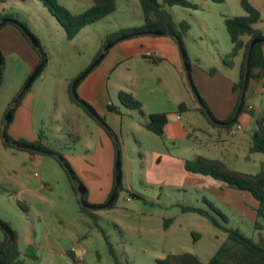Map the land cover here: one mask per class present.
Returning a JSON list of instances; mask_svg holds the SVG:
<instances>
[{"label": "rangeland", "instance_id": "1", "mask_svg": "<svg viewBox=\"0 0 264 264\" xmlns=\"http://www.w3.org/2000/svg\"><path fill=\"white\" fill-rule=\"evenodd\" d=\"M187 1L196 4V7L167 5L165 9L174 19L186 20L190 24L182 43L190 62L203 71L200 70L204 74L200 83L192 73L191 78L208 107L199 87L210 88V80H217L221 85L225 80H228L224 83L227 84L237 79L236 70L222 61L231 49L224 18L244 15V11L239 0L222 3ZM57 2L72 13L84 12L93 3L92 0ZM2 5L6 7V13L13 15V19L29 27L47 54L46 65L14 111V120L8 129L9 137L19 139L12 135L15 127L21 129L18 133L23 132L25 136L22 139L26 141L32 140L36 131L37 135L41 132V142L48 149L62 153L76 176L101 194L111 166L109 140L88 115V124L84 120L78 123L76 137L67 133L63 116L67 114L69 102L65 91L72 75L91 61L100 39L142 23L139 1L115 0V9L111 14L83 27L70 40L66 38L62 25L39 0H0V11ZM254 26L264 29V19ZM6 28H11L14 33ZM15 34L23 38L12 23L0 27V51L8 55L0 85V123L19 79L23 77L22 56L10 53L17 47ZM147 67L154 69L145 59L133 60L119 65L109 77L106 93L119 108V120L113 128L105 123L112 128L119 142L123 189L113 206L92 209L95 219L79 212L77 195L71 188L69 175L55 158L25 149L6 148L0 137V221L8 223L16 232L22 264H115L101 230L108 236L120 264H158L157 259L164 258L168 253L183 252L195 254L206 262L219 249L230 256L233 247L225 243L224 232L213 227L205 217L181 209L188 204L206 208L204 196L226 215L228 222L225 225L238 228L248 237L257 238L258 233L264 236V219H259L261 229L254 226V200L249 193L242 194L240 202L243 209L240 210L235 204H223L215 198L209 189L214 182L208 177H203L206 183L194 188L188 186L190 182L182 176L184 169L180 161L193 159L197 154L210 156L211 147L206 146L213 141L189 123L196 119L199 121V111L178 110V103L181 102L188 107H193L195 102L199 104L186 73L174 76L179 85L178 95L166 94L164 83L155 86L146 84L144 75H151ZM211 67L216 69L213 74L208 72ZM156 71L161 76L170 75L164 68ZM172 83L175 86V82ZM119 90L132 91L141 101L143 113L121 105L117 96ZM254 103L258 106L260 101L255 99ZM153 109L169 113L173 109L175 113L179 111V122L184 130L189 131L190 138L180 130L179 137L174 139L166 133L160 137L143 127L147 111ZM78 110L80 114H86L82 109ZM23 111L28 118L21 127L18 117ZM175 113L167 114V117L172 119ZM247 156L238 164L239 171L257 172L264 155L247 151ZM3 239L0 227V241ZM226 244L228 248L225 250Z\"/></svg>", "mask_w": 264, "mask_h": 264}, {"label": "trees", "instance_id": "2", "mask_svg": "<svg viewBox=\"0 0 264 264\" xmlns=\"http://www.w3.org/2000/svg\"><path fill=\"white\" fill-rule=\"evenodd\" d=\"M39 1L47 8L50 14L53 17H55L58 20V22L62 25V27L65 29L66 38L68 40L73 39L83 27L102 20L103 18L111 14L115 9V0H92L93 1L92 5L81 13L70 12L66 7L60 5L57 2V0H39ZM138 1L141 6V10L143 14L142 23L139 26L126 27L118 30V32L107 34L104 37L103 42L100 45L99 49L92 57L90 63L102 52L103 46L106 43L114 40L115 38L121 35L132 34V36H140L147 34L146 31L156 30L162 32L164 35L170 36L176 43L177 41L175 39V36L179 37L182 41L183 37L187 34V32L190 29V24L186 20H180V21L175 20L170 14V12L167 9H165V6L180 5L184 7L195 8L196 4L194 3L192 4L187 0H138ZM210 1L215 3H222L225 0H210ZM239 4L244 11V15L224 18L225 29L227 34L229 35V39L232 46L230 51L223 56V62L229 67H232L234 57L239 52H242L238 80L234 82L232 85V91L237 92V101L232 112L230 113V115L227 117L226 120H230L233 117L239 102L244 73H245L246 57H247L250 41L256 38L264 39V35L262 31L254 26L260 20L259 10L255 6H253L249 0H239ZM2 17L14 18L12 14H7V13L0 14V19ZM17 22L25 26L28 30H30L25 23L19 21ZM7 23H11V22H7ZM12 24L15 27H17V29H19L22 36L30 44L29 40L26 38V36L22 32L18 24H14V23ZM263 46H264L263 42H258L254 45L251 51L249 80L262 81L264 86ZM33 49L35 48L33 47ZM150 59L154 63H157L160 60L159 58H153V57H150ZM43 68L41 69V71L43 70ZM3 69H4V59L2 65V72ZM41 71L37 74V76L41 73ZM2 72H1L0 85L2 83ZM81 72H79L78 74H80ZM189 72L191 75V69H189ZM208 72L213 74L214 72H216V69L214 67H211L208 69ZM78 74L75 77H73L68 84L67 93L69 100L77 108L82 109V111H84L86 115L94 119L109 135V132L106 130V128L102 126L96 118L91 116V114L85 109V107L82 105L80 101L76 100L72 96L70 86L72 81L78 76ZM26 80L27 78L25 79V81ZM25 81L23 82V84L25 83ZM30 87L31 85L26 89V91L20 97L14 108V111L16 107L20 104L26 92L30 90ZM16 94L13 96V98L16 96ZM117 96L119 102L124 107L128 109H136L139 111V113L141 114L143 113L141 101L138 100L131 92L119 90ZM13 98L7 105L5 112L10 107ZM249 105L251 104L247 102V99L245 97L240 114L238 115L234 123L226 126L213 123L201 106L198 107V111L204 116L205 120L209 125L216 128H230L234 124H237L239 122V117L242 113L250 114L251 116L254 117V130L249 140L248 152L264 154V108L260 112V114H256L253 108H249ZM185 107L186 106L183 102L179 103L178 105L179 111L185 109ZM107 108L109 111H113L116 113L119 112L117 106H114L112 104H108ZM99 117L101 121L105 122L104 117L100 115ZM65 122H66L67 133H69V135L72 137H76L79 131L77 118L72 114L67 113L65 115ZM3 123H4V118H2L1 126L3 125ZM166 124H167V113L153 112L147 114V120L142 125L146 129L153 132L154 134L163 137L164 128ZM108 128L110 127L108 126ZM40 133L38 134V138L35 141L29 142L22 138H19L16 141L23 144H30L37 147L48 148L41 142ZM8 138L11 139L9 135ZM1 142L3 146L6 148L13 147L16 149H22L14 145L3 142L2 138H1ZM27 151L31 153H38L33 150H27ZM59 154L63 156L62 153ZM52 157L55 158L54 156ZM55 159L60 164L57 158ZM184 169L189 173L197 174L203 177H208L215 181L222 182L230 188H234L240 191H247L252 196L255 202L254 212H255L256 220L254 222V226L256 229H261V224L259 222V219H264V162L260 163V169L257 172L248 173V172L232 169L220 159L211 158L203 155H196L193 159H186L184 161ZM70 184L72 190L77 195V200L79 203V212L81 214L90 216L92 219H95V215L93 214L92 209L85 208L80 204L75 182L70 180ZM113 186H114V174H113L112 188ZM122 189H123V184L121 181V184L116 193V197L109 207L114 205L116 199L118 198V194ZM84 198L87 201V191L84 194ZM203 201L206 204V208L188 204V205H183L181 209L183 212H193L205 217L213 227L224 232L226 234L225 243H229L233 247L232 254L228 256L226 253L223 254L221 252L222 250L219 249L218 251H216V253L210 256V258L206 262H203L195 254L189 252L168 253L164 258L157 259V263L158 264H264V236L261 233H258L257 238L248 237L244 233H242L238 228H233L225 225L228 222V218L226 217V215L223 214L219 208L215 207L214 204L210 200H208L207 197L204 196ZM3 223H5L10 228L8 223L6 222ZM11 231L13 234V240L7 245H5V243L8 240V236L3 231L4 239L0 241V248L3 246L0 257V264H22V261L19 259L21 252L19 249L17 235L13 229H11ZM101 232L104 237L105 243L109 249V253L111 254L115 264H120L119 258L116 255L115 250L113 249L112 244L108 239V236L105 234L103 230H101ZM226 245L227 246H225V250L228 248V244ZM68 255L71 258H73V260H76V258L73 256L71 252H68ZM230 259L232 260L231 263H230Z\"/></svg>", "mask_w": 264, "mask_h": 264}, {"label": "crops", "instance_id": "3", "mask_svg": "<svg viewBox=\"0 0 264 264\" xmlns=\"http://www.w3.org/2000/svg\"><path fill=\"white\" fill-rule=\"evenodd\" d=\"M249 1L253 6H255L259 10L260 20L264 19L261 18V16H264V0H249ZM1 10L2 11H0V14L6 13L5 11L6 7L4 5H2ZM236 12L237 14H240L238 11ZM4 27H7V25ZM6 30L14 33V30H12L11 28H6ZM260 30L264 35V29H260ZM13 36H14V42L17 47L16 49L15 48L11 49L10 53L17 54L18 56L19 55L22 56V63H23V77L19 79L20 80L19 85L15 91L16 94L21 88L27 76L39 63L40 57L39 54L35 51V49H33V47L25 40L24 37L21 38L18 34H15ZM103 39L104 38L100 39L101 40L99 41L100 45L102 44ZM100 45L97 46L96 49L94 48L95 53L99 49ZM1 53L2 56H4L3 59L5 63V58L8 55L3 50L1 51ZM147 53H152V56L150 57L159 58L160 60L157 63H154L150 59V57H148ZM263 53H264V46H263ZM241 58H242V52H239L234 57L233 65L232 67H230L231 69L236 70L237 72L236 81L238 80ZM140 59H145L148 65H152L154 67V69L151 67H147L151 75H147V74L144 75L146 84L155 86L158 85L160 82L164 83V86L166 87V94L174 93L175 95H178L179 85H178V81L174 79V76L175 74H177L178 76L179 74H181L183 76L185 72L178 44L170 36L164 34L162 35L145 34L140 36H130L124 38L116 42L113 46H111L109 50L106 52L105 56L101 59V61L77 85L78 97L89 103L95 109L97 114L104 117L107 124L109 126H112V128L115 122L119 120V117H118V113L109 111L107 108L108 104L117 106L110 100L109 95H107L106 93L109 77L117 69L119 65H126L128 62L133 60L138 62ZM189 64L192 75L197 79V82L200 83V80L202 81L204 76V74L202 73L203 71L198 67H196L195 65H193L190 62V60H189ZM87 65H84L83 67H81V69H78L79 71L77 70L76 73L72 75V77L69 79V81H67V85L69 84L70 80L73 77H75L79 72H81ZM127 67L131 68V66L129 65ZM159 68H164L170 73V75L161 76L162 74L156 71V69ZM168 81H170L171 83H169ZM172 81L175 82V86L173 85ZM227 81L228 80H225L224 83ZM236 81L233 82L229 81V83L227 84L222 83L220 85L219 81L210 80L208 82V83H212L210 88H207L205 86H201L200 88L198 85L206 103L208 104V108H210L215 118L219 120H226L227 117L232 112L237 101V92L232 91V85ZM67 87L65 92L68 97ZM132 94L135 96L133 92ZM245 97L247 99V102L251 104V107L253 108L255 113L260 114V112L264 108V86L262 81L249 80ZM255 99H258L260 101L258 106L254 103ZM67 100L69 102V106L66 112L75 116L78 120V123L81 120H84V122L88 124L87 123L89 119L88 116L86 114H80V111L78 110L79 108H77L73 103H71L69 97ZM198 107L199 104L197 105L195 102L193 107L186 106L185 109L180 111H191V110L198 111ZM153 112H165L167 114H172L173 112L175 113L174 109L173 111H170V113L167 110L153 109L151 111H147V114ZM199 115L201 116L199 121L196 119L195 122L189 121V123L197 126L195 127V129L200 131L201 134L202 133L206 134L207 137L213 141V143H211L210 146H206V147H211L210 150L211 155L208 157L220 159L230 168L235 170H240L239 167H237L238 164H240V161H243L248 157L247 151H248L249 140L254 130V117L248 113H242L239 117V122L237 123L242 126V130L231 134L228 128L212 127L207 123L204 116L200 112ZM26 117L28 118L26 111H23L22 114L18 117V120L21 122V127L22 126L24 127ZM179 119H180L179 111L178 113H175L174 118L169 119L167 117V124L165 125L164 133L167 134L166 136L174 139L176 137H179V130H180L183 135H185L187 138H190L189 131L184 130V127L180 124ZM12 120H14V112H13ZM63 120H65L64 116H63ZM10 123L8 125V129L12 125ZM98 125L99 124L97 123V126ZM1 128L2 126L0 123V129ZM112 128L110 127L111 130ZM8 129H7V133H8ZM98 129L102 133H105L109 140L108 156L110 158L111 166L109 165V171L104 180L103 190L101 194H97L93 186H91V184L85 183L84 180L80 177L82 179V180L80 179V181L85 185L87 189V201L92 204H101L107 200V197L112 188L113 168L115 162V148L112 138L100 125L98 126ZM20 130L21 129H19L18 127L17 128L15 127V129L12 130L13 132L12 135L14 137L24 138L23 136L25 135H23L24 133L22 131H21L22 133H18ZM245 133L248 134L245 135ZM32 138H33L32 140H28V141L32 142L38 138L37 131H36V135L33 136ZM184 161H185L184 159L180 161V165L182 166L183 169H184ZM261 162H264V159ZM182 176L187 178V181L190 182V184L188 183L189 184L188 186L192 188H194L195 186L201 183H206L203 176L189 173L185 169L183 170ZM213 182L214 183L210 184L209 189L211 190L215 198H217V200H219L223 204H229V203H231L232 205L235 204L237 205L238 208H240V210L243 209L240 201L242 199V194L244 195V193H248L247 191H240L234 188H230L226 186L224 183L219 181L213 180ZM254 207H255V202H254Z\"/></svg>", "mask_w": 264, "mask_h": 264}, {"label": "water", "instance_id": "4", "mask_svg": "<svg viewBox=\"0 0 264 264\" xmlns=\"http://www.w3.org/2000/svg\"><path fill=\"white\" fill-rule=\"evenodd\" d=\"M7 22L18 24V26L21 28V30L24 33V35L26 36V38L29 40L30 44L36 49L37 53L39 54L40 61L37 64V66L34 68V70L30 73V75L27 77V80L22 85V87L20 88V90L16 94V96L13 98L10 107L5 112L4 123L2 125L1 132H0L2 141L7 143V144L14 145L18 148L33 150V151L43 153V154H48V155H51V156H54L55 158H57V160L60 162L62 167L68 173L70 180L75 182L76 190L78 192L79 202L83 207L89 208V209H98V208H104V207L110 206L111 203L113 202V200L115 199L116 193H117L118 188L121 184V161H120L119 142H118V139L115 136L114 132L110 128H108V126H106L107 124L105 122L101 121V119H100L99 115L97 114V112L95 111V109L89 103H87L86 101H84L78 97L77 85L101 61V59L105 56L106 52L109 50V48L111 46H113L116 42H118L124 38L132 36V34L119 36V37L115 38L114 40L106 43L103 46L102 52L80 74H78V76L72 81L71 86H70L72 96L76 100L80 101L82 103V105L85 107V109L91 114V116L96 118L100 122V124L102 126H104L106 128V130L109 132V135L111 136V138L113 140L114 148H115V162H114V168H113L114 186L112 188V191H111L108 199L104 203L92 204V203L86 201L84 198V194L87 191L85 185L76 176V174L73 171L70 164L67 162V160L62 155L59 154V152L48 149V148L37 147V146L30 145V144H23V143H20L16 140H11L8 138L7 129H8V124L11 122V120L13 118L14 108H15L18 100L20 99V97L23 95V93L26 91V89L32 84V82L34 81L37 74L44 67L45 63L47 62V54L43 50L41 44L39 43V41L35 37V35L30 30H28L25 26H23L22 24H19L12 17H2L0 19V27ZM146 33L147 34H154V35H162L163 34L162 32L156 31V30L146 31ZM175 39H176L177 44L179 46V50H180L181 58L183 61L185 73L187 75L189 84L192 88V91H193L199 105L204 109L205 113L207 114V116L210 118V120L213 123L218 124V125H222V126H226V125L234 123V121L236 120V118L238 117V115L240 114V112L242 110L245 95H246V90H247V86H248V82H249V66H250L251 51H252V49L256 43H258V42L264 43V39L263 38H256V39H252L250 41L248 52H247V57H246L245 73H244L243 84H242L239 102H238L236 111L230 120H219V119L215 118V116L211 113V111L208 109V107L204 104V102L201 99L200 95L198 94L195 86L193 85L192 78H191V75L189 72L190 65L188 62V57H187V54L185 52L183 43L179 37L175 36ZM2 65H3V56H2V53L0 51V79H1ZM0 227L8 236V240L5 243V245H7L13 240L12 231L2 221H0ZM2 248H3V246L0 248V257H1Z\"/></svg>", "mask_w": 264, "mask_h": 264}, {"label": "built area", "instance_id": "5", "mask_svg": "<svg viewBox=\"0 0 264 264\" xmlns=\"http://www.w3.org/2000/svg\"><path fill=\"white\" fill-rule=\"evenodd\" d=\"M147 54H148V56H152V53H147ZM249 108H252L251 105H249ZM228 129H229V132L232 134V133L241 131L242 130V126L239 125V124H235V125H233L232 127L228 128Z\"/></svg>", "mask_w": 264, "mask_h": 264}]
</instances>
